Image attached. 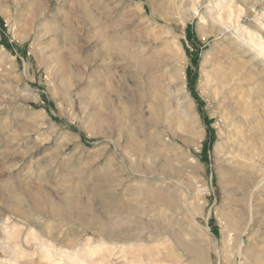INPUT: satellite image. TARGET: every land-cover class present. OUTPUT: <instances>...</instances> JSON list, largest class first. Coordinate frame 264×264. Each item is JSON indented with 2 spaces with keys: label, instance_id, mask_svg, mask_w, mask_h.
I'll use <instances>...</instances> for the list:
<instances>
[{
  "label": "rangeland",
  "instance_id": "374dc122",
  "mask_svg": "<svg viewBox=\"0 0 264 264\" xmlns=\"http://www.w3.org/2000/svg\"><path fill=\"white\" fill-rule=\"evenodd\" d=\"M139 18L155 26L153 36H160V42L153 45L162 49L166 62L161 74L173 81L162 87L163 114L168 118L153 129L151 146L142 145L141 160L131 157L125 143L127 131L141 142V95L133 72L115 55L104 54L102 63L94 58L101 49L94 38L95 20L113 34L124 26L130 29ZM66 21L74 45L61 36ZM214 25H223L225 31ZM232 39L249 46L255 61L236 49ZM56 55H64L78 75L72 84L62 82ZM221 65L242 68L253 78L242 85L245 95L240 97L235 90L216 94L213 78ZM139 80L146 86L151 77L143 72ZM180 81L188 93L187 104L175 93ZM99 84L108 96V112L99 101L95 104L107 117L113 106L128 109L129 121L122 131L111 121L103 132L92 125L88 96ZM250 89L257 91L252 99ZM263 95L264 0H0V240L8 243L0 241V264H252L256 252L263 263ZM175 134H182L188 143L175 139ZM157 148L162 152L156 153ZM223 152L232 156L230 162H222ZM166 155L175 172L161 170ZM145 163L159 175L145 171ZM118 166L129 190L148 186L151 194L163 199L137 195L123 200L133 212L120 213L116 231L127 233L125 240L131 246L112 243L94 231L98 225L90 212L80 220L77 213L70 219L48 213L47 197L57 203L85 188L82 201L92 203L104 222H112L107 193L88 201V189L104 185ZM254 175L263 178L257 187ZM198 180L205 191L193 206L189 192ZM33 195L39 196L41 211L36 210ZM227 221L237 225L229 229ZM2 227L10 232L9 239ZM243 229L246 254L238 258ZM52 245L77 254L78 261H59L57 255L47 258L45 248L53 249Z\"/></svg>",
  "mask_w": 264,
  "mask_h": 264
},
{
  "label": "bare ground",
  "instance_id": "6f19581e",
  "mask_svg": "<svg viewBox=\"0 0 264 264\" xmlns=\"http://www.w3.org/2000/svg\"><path fill=\"white\" fill-rule=\"evenodd\" d=\"M33 3L36 6V9L37 8L38 9L40 8V5H39V2L38 1H35ZM83 4L84 3H82V5ZM83 6H85V5H83ZM195 13H196L195 11H193V12L191 11V14L192 15L195 14ZM127 18H130V17H127ZM138 20L139 21H137L136 24L131 27V28H133V30L131 28L129 29L126 26H124L125 28H123L122 31H117V32H115L113 34L112 33H106L103 30V26L101 25L102 26L101 27L100 24L98 23V20H95L94 21V26H95L94 38H95L96 42L100 45V48L101 49H100V51H97L94 54V58H100V63H102L103 61H105V59H106L105 57L106 56L107 57H110L111 55H115L117 57V59H121L126 64L125 67L127 69H130V71L133 72V76L135 78V86H136L137 90L140 92V95H141V104H140V108H141L140 115H141V118H140V123L138 124V134L141 136V142L138 141V140H136L135 139L136 137L134 138V134H132V133H130V132L127 131L126 132V135H125V143H126V146L128 148H130L131 151L133 152L131 154L132 155L131 157L136 156L137 160H141V157H139L140 155L138 156V152H142V145L145 144L147 147H150L151 146V138L153 137V129L156 128V126L161 122L162 119H167L168 118L167 115H164L163 114L164 113V104L165 103L163 101V98L164 97H163V92L162 91L164 89L162 90V87L165 86V85H169L170 83H173V81L170 79V77H164V74H161V71H165L164 66L166 67V65H165L166 62H165V57L161 53L162 49L159 48V46H157V45H153V43L160 42L159 41L160 36H153L154 31H156V30H154L155 29V26H153L151 24V22H149L147 20H142L140 18ZM126 23H123V25H125ZM213 23H215V22H213ZM214 26L215 27L217 26L221 30V32L222 31H225V28H226L223 25H214ZM54 27L57 28L56 25L52 26V28H54ZM60 29L63 31V33L61 32V36L63 37V39L65 38V40L69 41L68 42L69 44L74 45V42H75L74 37H73L74 34H73V30H72V28L70 26V23L68 21H66L64 27H62ZM164 34H167V33L165 32ZM170 37L173 38L174 36L171 35ZM167 39H169V38H167ZM232 43L234 44V47L236 49H239V51H241L242 53L251 54L252 57L250 58V60L255 61L254 56H256L255 55L256 53H251L250 52V49H249V46H244L241 42H239V41H237L235 39H232ZM102 50H103V52H101ZM104 54L106 55L105 57H104ZM56 56H57L56 57L57 58L56 61L58 63V69H59L60 74L62 76V82L64 84H66V85L72 84L73 83L74 76H78V75H74L73 74V72L70 69L68 60L65 57H63L64 55L63 56L56 55ZM162 69H164V70H162ZM107 72H108L109 75H111V69L110 70H107ZM143 72H148L149 75H150V77H151L150 83L147 84L146 86L144 85L143 81L139 80V78L141 77V74ZM245 73H246V71L244 69H242V68H238V67H235L233 65H221L219 71L216 72V74H215V76L213 78V81H214V87L213 88L216 89V91H215L216 94L219 95V96H221V95L222 96L223 95H228L231 90H235L236 93L239 94L240 97H242L243 95H245L246 90L244 88H242V85L245 84L247 81H249V79L250 80L253 79L252 77H247V75ZM208 85H210V84H208ZM102 87H103V85H101V84L97 85V88H99V89L95 93L90 94L88 96V100H90V102L92 101L91 102V105H92V107H91L92 125H93L94 129L97 130L98 132L99 131L100 132H103V130L106 128L107 125L108 126L111 125V123H110V121H111V122H113V124L111 126H114L118 130L122 131L123 129H121V128H123V126L126 127L128 121H129L128 109L125 108L122 111H120L118 108H116L115 106L112 105L113 107H111L109 109V113L112 116L107 117V114L104 113V111L102 110V108H98L97 107L98 104L97 105L95 104V101H99L100 102L99 103L100 106H103L104 109L107 110V112H108V109L106 107L107 104L109 103V101H107L108 100L107 99L108 96H107V94L105 96V94L103 93V90H101ZM116 90H117L118 95L121 94L120 89H116ZM175 93L177 95H179V98H181V101L184 104H185V102L187 104V101H188V93L184 89L183 82L180 81V84L176 88ZM256 93H257V91H254V90L250 89V94H249L250 97L249 98L252 99V96L254 94H256ZM175 96H174V98H175ZM148 97H149V99H148ZM177 99H178V97H177ZM262 99H264V95L262 96ZM181 104L182 103H180V105ZM180 105H178V106H180ZM147 107L148 108L151 107V110L148 113H146V111H145L147 109ZM185 107H186V105L184 106V108ZM189 108L190 107H187L186 109H189ZM181 109H183V107ZM177 111H179V110H177ZM118 112H121V115H119ZM188 112H189V110H185V113H188ZM184 118L185 117H183V119ZM185 119H187V118H185ZM191 120L194 122L193 119H191ZM172 121H173V119H172ZM243 122L244 121H242V123ZM250 129H252V128H250ZM248 131H251V130H248ZM158 134H160V133H158ZM235 135H237V134L235 133ZM174 137H175V139H178V140H180L183 143H188V140L185 139L182 136V134H175ZM233 137H234V135H233ZM240 138H244V137H240ZM155 139H157V138H155ZM231 142H233V141H231ZM243 142H244V140H243ZM239 143H240V141H239ZM229 144H231V143H229ZM242 144H244V143H242ZM250 144L252 145L253 143H250ZM114 145L115 146H118L116 140H114ZM227 145H228V143H227ZM241 145H239V147ZM243 147H245V146H243ZM226 148H227V146H226ZM250 148H251V146H250ZM232 149H234V147ZM232 149H229V151L232 150ZM242 149H244V148H242ZM162 150L163 149H161V148H157L156 149V153H160V152H162ZM144 154H145V152H144ZM153 154L150 153V152L147 153V155L149 157H152ZM146 156H145V158H146ZM221 156H223V155H221ZM244 156H245V154H244ZM231 157L232 156H229V153L228 154H225L223 156V158L221 157L222 162H224L225 160L226 161L230 160ZM239 158H237V159H239ZM218 160H220V159L218 158ZM147 161L150 163L149 160H147ZM231 161H234V160H231ZM162 162H163V164L160 165V168H161L162 171H164V170H167V171L170 170L172 172H175L176 171V169L172 165V162H171V159L169 158V155H166L165 156V160L162 161ZM228 162H230V161H228ZM149 163H145L144 170L145 171H149V172H151L153 174L159 175L158 172H155L152 169V166ZM136 168H138V167L136 166ZM121 170H122V168L120 166H118L116 169L113 170L112 175L108 176V178L104 181L105 183L103 182L104 185H101L102 183L101 184L97 183L94 186L89 187V189H88V191H89V194H88V199L89 200L88 201H90V200L93 201V198L95 196H98L100 193H103V192H106L107 193V195H108L107 200L109 202L110 212H112L113 216L115 217L114 220L112 222H110L109 224L106 223V222H104L95 213V209H94V206L92 205V203H85L87 201H85V202L82 201L80 194H83L86 191L85 188H82L80 191H78L76 193V195L75 194H73V195H70V194L66 195L61 200V202H57V203L51 201V199L47 197V199H46L47 202L46 203L49 206L48 207L49 208L48 213L51 216H53V217H57V218L59 217L61 219H70L72 213H77L76 214V218L78 220H80L81 218H83V214L84 213L90 212L92 214L93 221L95 223H97V225H98V226L95 225L97 227L94 228V231H96L100 235L106 236L108 239H110L109 241H111L112 243H115V244L116 243H122V244H128V246H131L132 245L131 244L132 242L129 243L127 240H125V235L124 234H127V233H124L123 234L120 228H119L118 231H116V228H118V226H121V225H118V219H117V217L120 216V213L124 212L125 210L126 211L133 212V209L131 207H129V205L127 203H125L123 200H125L127 198L132 199V197H134V196L136 197L137 195H143L144 197H151L152 196V197H154L153 199H155V201L156 200H161V199H159V196L151 194L150 193L151 190L149 191V187L148 186H143L142 185L140 188H138L136 190H134V189H130L129 190L128 189V186L125 187V185L122 184V178L120 177V171ZM221 177H222V175H221ZM262 179H263L262 177L261 178H259V177L256 178V176H255V184H254V187H257L258 185H260L261 182H263ZM145 180H146V178H145ZM199 180L196 181V182H194V183L192 182V187H191L192 189H191V192H189V198L188 199L190 200V203H192L193 206H196L197 205V204L194 203L195 202L194 200L197 198V196L203 195V193L205 191V187H204L205 185L203 183H200ZM237 180H238V178H237ZM226 186L229 187L228 185H226ZM248 187H249V184H248ZM248 187H247V189L249 190ZM232 188L233 187L231 185V189ZM72 189H74V188H72ZM249 191H248V195H249ZM241 193H242V191H241ZM33 196L34 197H32V196L31 197L34 198V201L35 202L32 199L31 200L35 204L36 210L41 211L43 207L40 205L41 203H39V196H36V195H33ZM250 196H251V194H250ZM162 200H161V202H163ZM192 201H194V202H192ZM165 204H167V203H165ZM139 208L141 209L142 207L141 206H138V209ZM226 224H227V228H229V229H231V226H236L237 225L234 221H230V222L227 221ZM4 227H2L3 236H4V238L9 239L10 232L7 231V229L5 230ZM122 230H124V229H122ZM244 230L245 229H243L241 231L240 236H239V247H238L237 254H236V257H238V258H240V257H242V256H244L246 254L244 252V250L242 249V245L244 244V241L242 239V234L244 233ZM33 233H35V232H33ZM36 233H37V231H36ZM34 235L35 234H32L31 236H34ZM37 235H38V233H37ZM131 235H133V233ZM41 237H43L42 234H41ZM35 239H36V237H35ZM42 240H43V238H42ZM0 241H2V239ZM5 241H6L5 244H8L6 239H5ZM5 241H2V242H5ZM10 245H8V246L6 245L7 247H5V248H7L8 250L13 249L12 247H10ZM51 248L50 247H46L45 248L46 249L45 250L46 252H44V254L46 255L47 258H50L51 259V256L57 255V257H59V261L60 260H62V261L63 260H68V261L74 262V263H75L76 260L78 261L77 254H75V255L74 254L73 255L68 254L64 250H61L60 249L61 247L58 248L57 246H56V248L54 246H53V249H51ZM260 255H261V253H257V252L254 253L253 256L256 258V260L254 262H252V264H264V262L262 263L261 261L258 260V258L260 257ZM51 260H49V261H51ZM67 264H69V263H67Z\"/></svg>",
  "mask_w": 264,
  "mask_h": 264
},
{
  "label": "trees",
  "instance_id": "16d2710c",
  "mask_svg": "<svg viewBox=\"0 0 264 264\" xmlns=\"http://www.w3.org/2000/svg\"><path fill=\"white\" fill-rule=\"evenodd\" d=\"M5 45H6V47H9V44H6V43H5Z\"/></svg>",
  "mask_w": 264,
  "mask_h": 264
}]
</instances>
